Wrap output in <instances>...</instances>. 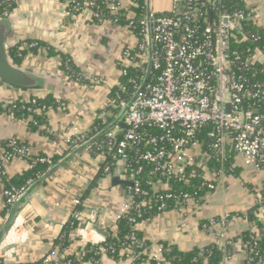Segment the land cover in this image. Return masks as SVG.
I'll use <instances>...</instances> for the list:
<instances>
[{"label":"crops","instance_id":"crops-1","mask_svg":"<svg viewBox=\"0 0 264 264\" xmlns=\"http://www.w3.org/2000/svg\"><path fill=\"white\" fill-rule=\"evenodd\" d=\"M171 3L172 0H150V9L164 13L170 10ZM248 6L255 10L260 25L264 27V0H250ZM132 8H125L128 16L134 15ZM9 20L8 52L19 43L39 41L67 55L77 70V76L70 77L61 69L60 57H49L45 50H39L37 54L27 56L19 67L37 79V88L23 90L0 82V108L3 111L0 113V157L4 153L3 144L13 139L27 143L34 154H45L49 158L63 157L55 172L23 200L10 226L16 225L19 229L13 234L9 228L5 235L14 249L7 264H31L51 255L62 227L74 216V201L81 200L101 169V156L85 148L71 151L69 140L74 129L88 131L94 125L98 113L101 112L103 118L110 116L107 111L108 96L121 79L119 62L125 48L134 47L137 41L125 27L111 21L94 24L89 11L72 18L68 1L65 0H20ZM48 95L60 100L67 108L48 113L50 126L45 133L31 132L26 122L5 113L6 108L20 100L27 101L32 96L45 98ZM121 115L105 130L124 124ZM234 164L239 174L221 176L215 192L208 193L202 203L189 202L184 209L161 214L137 226L144 238L152 243V254L161 255L164 243L175 245L182 252L196 247L221 246V227L209 232L202 227V223L226 214L231 215L225 229L228 239L250 228L249 220L234 214H245L256 205L264 171L246 166L241 158H235ZM4 168L6 175L14 178L27 170L28 165L23 159L16 158L6 163ZM114 177L100 180L84 200V209L77 215L81 225L71 233L68 254L80 255L86 246L99 244L106 239L93 227L98 225L109 232V228L114 227L115 216L121 206L131 200L123 186H113ZM251 187L256 191L252 192ZM4 191L0 180V231L9 217H5ZM87 223L92 224V230H86ZM54 252L58 253L57 250ZM55 261L57 263L58 258ZM214 262L218 263V257ZM102 264L134 262L130 258L117 262L103 256ZM219 264L248 263L237 243L231 255Z\"/></svg>","mask_w":264,"mask_h":264},{"label":"built area","instance_id":"built-area-1","mask_svg":"<svg viewBox=\"0 0 264 264\" xmlns=\"http://www.w3.org/2000/svg\"><path fill=\"white\" fill-rule=\"evenodd\" d=\"M105 1L112 11H120L127 6H135L139 0ZM183 1L172 0L169 10L172 16H162V13L150 9L147 17L140 22L145 30L144 42H137L134 47H138L143 53L142 60L148 67L151 63L149 74L153 68L158 70L161 67L163 59L165 65L162 75L154 83L148 84L144 81L129 102L108 100V106L120 109L126 126L122 139L117 136L120 125L106 132L109 145L116 148L114 151V148L110 149L113 167L118 171L117 177L133 184L137 195L146 193L141 191L137 179L141 169H131L127 175L130 150L139 147L154 148L153 152L148 151L143 156L144 160L154 166V172L160 173L162 178L187 183L189 176L196 173V168L207 171L206 162L214 159L197 138V133L207 127H210L207 137L212 139L210 150L214 151L217 160L225 163L233 155L234 159L241 158L246 166L264 171V114L257 110L258 107L248 104L251 100H264V83L255 85L256 89H252L245 75L239 73L242 70L239 67L241 64L243 67L260 66L264 70V51L256 49L250 62L244 63L243 53L235 48L249 40L248 35L244 34L243 23L260 25L259 16L257 13L219 12L216 6L221 0H208L211 7L200 15L205 20L200 37L197 27L193 28L186 22L191 20V16L184 18L179 11V5ZM95 6L94 0L88 1L82 7L76 5L73 13L69 12V15L75 18L89 11L93 18H98L99 15L93 11ZM10 17V13L4 12L0 21L9 20ZM128 19L131 20L132 16ZM155 45L161 50L155 52ZM123 57L128 58L129 53H123L121 62ZM125 64L126 61L122 66ZM120 72L121 76L126 75L125 70ZM120 89L125 92L122 86ZM57 101L62 105V110H66L67 106L60 100ZM145 128H158L165 134L161 137H147L142 133ZM87 138V131L74 129L69 145L74 150L84 147L92 153L96 138ZM15 151V157L3 158L4 165L16 158L22 159L26 155L34 154L29 146ZM45 161L51 164L50 158ZM112 171L111 166L105 167L107 178L114 177ZM221 176L225 175L213 172L204 174L203 186L215 191ZM152 187L154 194L170 190L169 185H163L162 180ZM29 188L4 191L6 204L14 206ZM184 198L191 200L189 195ZM81 204L80 200L74 201L75 206ZM133 208L134 201L131 199L121 206L114 221L125 217ZM230 219V214L220 217V225L218 220H210L212 225L223 228L220 234L223 241L228 239L225 229ZM131 222L138 226L135 219ZM85 227L86 230H92L91 223H87ZM18 229L19 226L13 225L9 231L14 234ZM252 232L259 239L261 231L254 228ZM129 239L135 243L133 235ZM9 240L4 237L0 242V264H7L14 252ZM104 242L105 239L95 246ZM244 246L242 242H238L240 250ZM251 252H255V249H251ZM102 253L105 255L107 250L102 249ZM153 256L160 259L161 255L155 253ZM57 258L58 254L53 252L45 259L44 264H51ZM129 258L133 262L136 260L134 256Z\"/></svg>","mask_w":264,"mask_h":264},{"label":"trees","instance_id":"trees-1","mask_svg":"<svg viewBox=\"0 0 264 264\" xmlns=\"http://www.w3.org/2000/svg\"><path fill=\"white\" fill-rule=\"evenodd\" d=\"M20 0H0V18L4 12L12 15L17 8V3ZM64 1V0H63ZM68 1V10L73 13L74 7L84 6L85 3L91 0H65ZM250 0H221L218 2L216 8L219 12H227L233 14L236 12H244L246 14H256L255 10H252L248 6ZM96 6L94 12L99 15L98 18H93L94 24H102L105 21H111L115 25L125 27L135 37L138 43L144 42L145 30L140 25V22L144 20L148 15L147 0H139L135 6H133L132 19H128V12L125 9L120 11H112L105 0H94ZM208 0H184L179 5V11L182 13V17L191 16L190 21H186L191 27H197L199 36L202 37V31L204 28V18L201 17V13L208 10L210 6ZM162 16H172V12L167 11L161 14ZM244 34L248 35L249 40L244 42L239 47H235L237 51H241L243 62H250L256 49L264 51V27L261 25L253 24L251 22L243 23ZM39 50H45L49 57H60L61 69L70 77L77 76V70L70 58L62 52H57L49 44L42 43L39 41H26L19 43L17 46L10 48L9 58L11 62L21 67L25 58L31 54H37ZM161 48L154 46V51H160ZM129 53V57H123V62L126 61L125 66H122L123 62H119V69L125 70L126 75L121 76L119 85L125 89L123 92L120 86L112 88L109 92L108 100L118 99L120 101L129 102L136 90L143 85L148 71V64L142 60L143 53L139 51L138 47L128 48L126 47L124 52ZM162 53V52H161ZM138 64V66H135ZM164 60H161V67L158 70L154 68L151 70L147 83H154L161 75L164 70ZM242 68L239 71L240 74H244L249 82L252 89H256L255 85L264 83V70L260 66H249L243 67L242 64L239 66ZM81 80V78H77ZM26 90V89H23ZM250 106L258 107L257 110L264 114V100H251L248 103ZM61 109L62 105L52 96L48 95L45 98L30 97L29 100H20L15 104L10 105L6 108L7 114L16 120L26 122L28 129L31 132L42 131L45 133L50 126L48 113L51 111H57ZM107 111L110 113L109 117L103 118L101 112L97 114L94 125L87 131L88 138H98L93 142L92 154L101 156L103 158V164L94 181L90 185V189L84 193L81 198V205L75 206L74 216L67 223L61 232L59 238L54 242L53 249L50 252L52 254L57 250L58 262L51 264H102L103 256L120 262L127 260L130 256L136 257L134 264H215L213 256L217 255L218 263L221 262L226 256H230L235 245L238 242H242L245 245L241 252L245 254L248 264H264V180L260 187L258 194L260 198L257 200L256 205L249 209L245 214H234L241 218H246L250 221V228L244 231L239 236L227 239L223 241L221 246L210 245L203 249L193 248L188 252H182L175 245L163 244L160 259L154 258L150 252L152 249V243L146 240L141 232L137 230L135 224L131 222L132 219L137 221V224L150 222L161 214L171 212L173 210L184 209L189 202L200 204L210 191L206 186H203V176L206 173H216L218 175H238L239 170L235 167L233 155L226 160L225 163H221L217 160L214 151L210 150L212 145V139L207 137V133L210 127L203 128L200 133H197V138L203 143L205 150L209 151L214 159L206 162V169L200 168L195 169L196 173L194 176H189V182H179L178 180L162 178L160 173L154 172V166L148 161L143 159L146 152L154 150L152 147H139L136 150H130L128 152L129 161L127 164V171L130 174L131 169H141L142 172L137 176L140 182L141 191L145 194H135V187L133 184L122 185L130 198L134 201V207L125 217L118 219L113 228H109V235L105 239V242L99 246L88 245L83 249L82 254L77 255L68 254V249L71 245V233L77 229L81 222L77 219V215L83 211V202L90 195L93 188L98 186V183L103 178H106L105 167H112V175L117 176L118 171L113 167L114 162L112 161V151L116 149L109 145V140L106 137V133H103L109 124L112 123L121 113L120 109L115 106H108ZM0 113H3L0 108ZM119 132L117 134L118 139H122L126 128L119 126ZM144 135L147 137H161L165 134L164 131L158 128H145L142 130ZM15 143V144H14ZM23 146H28L27 143L21 142L17 139L9 140L3 144V157H0V180L4 185L5 191H11L12 189L22 190L29 188L32 184L40 181L45 175H47L51 169L56 167L63 159L62 156H53L50 158L51 164H48L45 160L49 157L45 154H31L26 155L22 159L27 163L28 169L23 173L9 178L6 175L3 158L5 156L15 157L16 149H21ZM87 150V149H86ZM74 151V148H71ZM44 160V161H43ZM205 164V161H204ZM224 173L221 174V172ZM5 172V173H4ZM190 173V170H189ZM162 180L163 185H169L170 190L168 192H160L154 194L153 184L158 183ZM251 191L255 192V188L251 187ZM185 195L191 197L190 201L185 200ZM136 206H138L136 208ZM13 206L6 204L5 206V217H7ZM218 220L220 225V217L212 218ZM218 225H212L210 220L204 221L202 227L206 231H216L217 228L221 227ZM254 228L261 231V235L256 238V235L252 232ZM223 230V228H220ZM222 233V232H221ZM134 236L135 243L130 241V237ZM258 239V240H257ZM102 249H106L107 253L104 255ZM251 249H255V252H251ZM49 254V255H50ZM46 255L42 260L31 263V264H44Z\"/></svg>","mask_w":264,"mask_h":264},{"label":"water","instance_id":"water-1","mask_svg":"<svg viewBox=\"0 0 264 264\" xmlns=\"http://www.w3.org/2000/svg\"><path fill=\"white\" fill-rule=\"evenodd\" d=\"M148 10H149L148 12L150 13V0H148ZM10 28H11L10 20L0 21V82L5 83L15 88H20V89L37 88L38 87L37 79H35L25 70L15 66L9 58V52L7 48V37L10 32ZM150 69H151V63L149 64V67H148V73L145 79V83L148 80ZM121 117H123V114L121 115ZM120 126L126 128L125 124H121ZM108 130H110V128L105 130L103 133H106ZM83 148L84 147L80 149H83ZM56 169H57V166L51 169L50 172L47 175H45L40 181L34 183L27 190V192L18 200V202L13 206L12 211L9 214L7 222L5 223L4 227L0 231V242L5 237L7 230L10 228L13 220L15 219L16 214L19 212L20 207L23 204V200L26 197H29L33 189L39 184H41L52 173H54ZM112 184L115 187L122 186V185H129V186L132 185L131 182L121 180L119 177H114L112 179ZM93 222H95V220H93ZM93 229L96 232H98L101 236H103L104 238H107L109 235V232L104 231L98 225H95ZM213 258L216 260L217 255H214Z\"/></svg>","mask_w":264,"mask_h":264}]
</instances>
